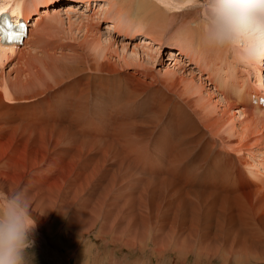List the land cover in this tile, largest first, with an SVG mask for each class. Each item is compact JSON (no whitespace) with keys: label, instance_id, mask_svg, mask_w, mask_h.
I'll return each instance as SVG.
<instances>
[{"label":"bare ground","instance_id":"6f19581e","mask_svg":"<svg viewBox=\"0 0 264 264\" xmlns=\"http://www.w3.org/2000/svg\"><path fill=\"white\" fill-rule=\"evenodd\" d=\"M14 1L0 10L28 19V8L53 0H34L26 11L8 8ZM111 1L118 2L109 4L118 8L111 15L118 32L137 22L151 42L180 40L172 58L185 55L207 72L221 100L204 94L202 77L194 81L175 67L159 74L146 65H153L146 56L156 57L147 51L113 61L101 37L94 46L87 35L72 45L50 25L54 50L44 30L33 42L29 34L23 45L0 44L1 67L15 54L30 71L35 63L46 69L35 82L0 78V143L13 144L0 155V184L27 190L43 252L55 242L50 229L75 228L159 264H214L219 256L264 264V140L250 145L264 128L261 66L245 69L229 50L205 46L192 0ZM58 47L71 48L55 58ZM20 145L34 160L18 159ZM53 257L52 264H65Z\"/></svg>","mask_w":264,"mask_h":264},{"label":"rangeland","instance_id":"374dc122","mask_svg":"<svg viewBox=\"0 0 264 264\" xmlns=\"http://www.w3.org/2000/svg\"><path fill=\"white\" fill-rule=\"evenodd\" d=\"M3 1H5V0H0V5L3 3ZM18 1L22 2L23 4H25V3L29 4V3H33L34 0H26V1L25 0H15L12 4H14ZM110 1L111 0H93V1L90 0V3H91L90 8L87 7L86 0L85 1H83V0H81V1H79V0H53V1H47L46 3L41 2V3H39V7H38L39 9L36 8L35 6L34 7L32 6V7H30L31 11H28V13L31 12L30 19L33 20L32 22H34L33 27L30 31V40L33 42L34 38H37V36H40V34L37 31H39V32L41 31L40 33L42 34V32L44 30L45 32H48V33H46V35H45V32H43V34H44L43 36L44 37L46 36L45 39H48L46 42L48 44L55 43L54 45L51 44L52 47L50 46V49L47 47V43H46L45 49L54 50L53 46H55L57 44V42H55V41H58V40L57 39L54 40L55 39L53 37L55 34L54 29L52 30V28H51V30L53 32H50V27H51L50 25H52V26H55V28H57L59 30V33L61 36L64 35L63 38L60 37L59 39H63L64 41H66L72 45H73V43L78 44L82 39H84L86 37V35L88 36L89 43L92 42L94 37H96V38L101 37L100 39L104 44V45L101 44L102 47L105 50L107 48L108 49L110 48L109 50L113 52V55L111 57V59L113 61L114 60H116V61L123 60L122 58H120L122 56L123 52H125V54L130 56L133 51L144 53L142 51V50H144L145 52L147 51L152 56L153 55L156 56L154 58V60H150L149 59L150 57L146 56L145 62L148 60L150 63H153V65H148V64H146V65L157 70V72L159 74L164 73L165 70H167V69L173 70V68L175 67L176 68L175 70L178 72L179 75H183L187 78L192 77L194 79V81L199 82V77H202L207 82L206 89H204V91H203L204 94L207 96H210V93H211L212 94L211 98H212L213 103L214 102L216 103V102L221 100V93L218 90L212 89L213 86L207 80V77H208L207 72H204V74L201 75V73H199L201 68H199L198 65L192 63L189 58H186L185 55H183V56L180 55L178 57L179 63L172 58V56H173L172 54H176V53L178 54V47L182 46L181 45L182 42L180 40L179 41L181 43L178 40L170 39L163 46H161V44H158L156 42H151L145 35V29L143 31H139V29H143V27L140 26L137 22H136V24L134 23L135 25L132 26V28L130 30L131 32H129V33H126V32L124 33L122 31L118 32L119 29L114 26L115 25L114 17L111 18L112 16H114V14L117 11L116 9H118V8H115L116 5H109V4H115L118 2H115V1L110 2ZM10 6H11V4L8 5V8ZM113 7H114V9H113ZM34 10H36V11H34ZM103 10H105L106 12L105 11L102 12ZM111 11L113 14L111 13ZM48 14H50L49 15L50 17L53 15L55 16V14H56L57 18L51 17L49 19ZM105 15H107V17ZM86 17H87V19H86ZM89 17L91 18L90 20H89ZM55 19H59V21L56 22ZM38 20H39V25L37 26L36 24H38V23H36V22ZM85 21H86V23H85ZM46 22H48V25L46 24L48 26V28H45L47 26H43V25H45ZM96 23L98 25H96ZM78 27H79V29H78ZM90 27L93 30L91 29V30H89L90 32H88V29ZM45 29H48V31ZM136 29H138V30H136ZM48 34H49V36H48ZM93 35H95V36H93ZM175 35H178V34H175ZM51 37H53L54 39ZM74 38H76V40ZM48 41L51 43H49ZM110 43H112L111 44L112 48L106 47V45L107 44L109 45ZM122 44L125 46V48H123V49H121V47H123ZM91 45L92 46L96 45V42H92ZM96 47H100V46H96ZM70 48L71 47H65V48L61 49L58 47V49L56 50L57 52H56L55 58L62 56V53H69L66 50H68ZM27 50H25V51L27 52ZM94 51H92V53H95ZM133 55H135V53H133ZM35 65H36V67L33 65V69H32L33 73H31L32 71L29 70L28 65H24L21 62H18L16 55L13 54V56L10 57L8 59V61L6 60L3 67L0 66V71H1L0 78H2L4 80H7L9 78L10 80L13 79L14 81H17V82L21 81V84H24L25 79L27 77L29 78V77L34 76L35 77L34 82H35L36 76L37 77L40 76L38 72L42 73L44 70H46L41 65L37 66V63H35ZM259 66H261V68H262V72H263L262 74H263V79H264V64H261ZM242 67L247 69V67H245V66H242ZM6 75H8V77ZM212 90L215 91V94L212 93L213 92ZM238 111H239V109H237V113H236L237 116L239 114ZM240 119L241 118L239 117L236 120L239 121ZM240 127H241V125L239 124L238 128H240ZM258 140H264V128H262V130L260 132L255 133L251 137L250 145L254 144L253 148H255L257 145L256 141H258ZM12 145H13L12 143H9V145H5V144L0 143V155L4 154V153L2 154V152H4V150H7V149L11 150L13 148ZM262 145H264V144H262ZM23 148H24V150H23ZM25 149L26 148L24 146L20 145V149H19L20 152L19 153L17 152L18 153L17 154L18 159L25 161V159L29 157L30 160L32 158H33L32 160H34V157L32 155L26 153ZM262 150H264V149H260V151H262ZM250 151H251L250 149L244 150L245 156H248V153ZM23 152H24V154L25 153L26 154L21 155L20 153L23 154ZM12 154H13V152H12ZM251 155H253V153ZM254 156H252V157H254ZM255 157L256 158L258 157L257 153H256ZM22 158H24V159H22ZM257 161L259 163L261 161V159H258ZM6 173L10 174L8 171ZM0 187H2L1 184H0ZM74 229L75 228H73V229L69 228V229L65 230L62 234H61V232H59L60 229H58V230L50 229L49 230L50 233H53V234L57 233V235H55V237L53 238V240L55 242H50L47 239H45L46 241L54 244V245H51V244L46 243L48 246H50V249L47 250V252L49 251L48 255H50L52 253L50 255L52 258L46 254L47 253L46 251L43 252L39 248L38 244L34 241V239H37V238L34 236V234L32 232V234H30V238L33 240V247L28 250L29 253L33 257L32 264H52L51 260L54 258L53 255L55 257H57L54 248L59 249L58 256H61L62 262H64L65 264H159L160 263L161 259L160 260H157V259L148 260L149 259L148 256H146L144 254H140V256H139L138 254L134 255L131 253H127L125 251V249L123 250V247H117V248L115 247V249H114L113 245L103 246L104 241L103 242L96 241V239H94V237L90 236V235H87V236L84 235L85 237H81L82 235L78 234V229H75V230ZM44 233L45 232L43 231V234ZM58 233L61 234L60 237H59ZM32 236H34V237H32ZM78 249H80L82 251L81 256L78 255ZM112 250H113V252H112ZM120 250H121V252H120ZM137 252H139V250H137ZM67 253L69 254V256ZM78 256H80V257H78ZM48 258H49V260H48ZM57 258H59V257H57ZM61 258H59V259H61ZM216 258H219L220 260L214 264H221V263L223 264V261H232L231 264H238V263L241 264L240 260H238L234 256L231 258H224L221 256L216 257ZM192 263H193L192 261H189L188 264H192ZM164 264H166V263L164 262Z\"/></svg>","mask_w":264,"mask_h":264},{"label":"clouds","instance_id":"9594fccd","mask_svg":"<svg viewBox=\"0 0 264 264\" xmlns=\"http://www.w3.org/2000/svg\"><path fill=\"white\" fill-rule=\"evenodd\" d=\"M200 12L202 40L227 49L235 62L264 64V0H192ZM35 228L25 188L0 187V264H32L30 234Z\"/></svg>","mask_w":264,"mask_h":264},{"label":"snow or ice","instance_id":"6c2138e0","mask_svg":"<svg viewBox=\"0 0 264 264\" xmlns=\"http://www.w3.org/2000/svg\"><path fill=\"white\" fill-rule=\"evenodd\" d=\"M0 16H3V13H0ZM23 27L22 23H14L7 18L0 20V39L8 42L21 41L19 29Z\"/></svg>","mask_w":264,"mask_h":264}]
</instances>
